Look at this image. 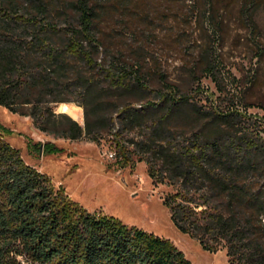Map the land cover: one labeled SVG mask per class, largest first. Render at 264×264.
Listing matches in <instances>:
<instances>
[{
  "label": "trees",
  "instance_id": "obj_1",
  "mask_svg": "<svg viewBox=\"0 0 264 264\" xmlns=\"http://www.w3.org/2000/svg\"><path fill=\"white\" fill-rule=\"evenodd\" d=\"M9 1L0 0V105L31 115L41 130L97 139L113 128L116 118L104 97L149 88L139 68L116 54L101 60L107 42L98 32L90 0H73L77 16L65 23L49 17L45 1L38 2L36 11L28 10L30 3ZM65 77L83 88L84 125L52 106L70 100L52 88L54 80ZM162 83L164 107L154 102L140 108L117 104L123 125L157 111L151 130L162 137L171 120L191 118L190 96H178L166 76ZM237 111L203 115L194 146L183 152L164 142L155 151L165 152L169 169L185 185L203 189L201 200L185 188L188 192L180 190L165 201L178 229L196 237L206 250L223 244L233 264H264V143L235 123ZM10 134L0 124V264H195L170 238L74 200L66 187L25 160ZM29 142L41 150L42 141ZM118 144L123 156L117 164L126 167L127 146L121 140ZM65 152L53 141L44 142L45 154Z\"/></svg>",
  "mask_w": 264,
  "mask_h": 264
},
{
  "label": "rangeland",
  "instance_id": "obj_2",
  "mask_svg": "<svg viewBox=\"0 0 264 264\" xmlns=\"http://www.w3.org/2000/svg\"><path fill=\"white\" fill-rule=\"evenodd\" d=\"M19 1L30 3L28 10L36 11L41 0ZM42 1L49 5L48 15L55 21L65 23L77 16L73 0ZM90 2L97 13L98 32L107 42L101 60L116 54L123 63L139 68L149 88L104 97L116 118L113 128L97 139L91 135L74 139L41 130L31 115L0 105V124L12 130L8 139L28 163L49 174L57 186L66 187L71 197L89 210L115 215L170 238L195 264H233L226 246L218 244L215 251L206 250L196 237L175 225L165 201L185 188L190 189L191 197L201 200L203 189L185 185L181 175L169 169L165 152L155 150L161 142L176 152L193 147L203 115L208 117L213 110H238L235 123L264 143V0ZM163 76L175 86L178 96H190L187 108L192 119L179 116L171 120L162 137L153 136L151 130L153 119L159 117L157 111L123 125L117 104L131 103L134 108L151 107L152 102L163 105ZM52 88L58 96L70 99L64 102L81 107V119L71 116L84 125L83 88L70 77L54 80ZM59 103L52 102L56 112H62ZM30 138L43 142L39 152L29 146ZM119 140L127 146L130 159L126 167L117 164L123 156ZM147 140L154 142L150 145ZM45 141L65 147L66 152L45 154Z\"/></svg>",
  "mask_w": 264,
  "mask_h": 264
},
{
  "label": "bare ground",
  "instance_id": "obj_3",
  "mask_svg": "<svg viewBox=\"0 0 264 264\" xmlns=\"http://www.w3.org/2000/svg\"><path fill=\"white\" fill-rule=\"evenodd\" d=\"M58 109L63 112L69 113L75 118H78V119L82 118L81 107L77 104L61 102L58 105Z\"/></svg>",
  "mask_w": 264,
  "mask_h": 264
},
{
  "label": "built area",
  "instance_id": "obj_4",
  "mask_svg": "<svg viewBox=\"0 0 264 264\" xmlns=\"http://www.w3.org/2000/svg\"><path fill=\"white\" fill-rule=\"evenodd\" d=\"M109 155H110L111 157H115L116 153H115L114 151H110Z\"/></svg>",
  "mask_w": 264,
  "mask_h": 264
},
{
  "label": "crops",
  "instance_id": "obj_5",
  "mask_svg": "<svg viewBox=\"0 0 264 264\" xmlns=\"http://www.w3.org/2000/svg\"><path fill=\"white\" fill-rule=\"evenodd\" d=\"M63 112V111H62Z\"/></svg>",
  "mask_w": 264,
  "mask_h": 264
}]
</instances>
